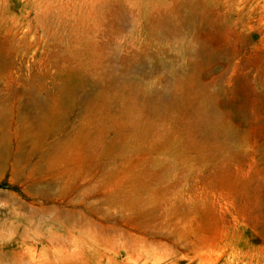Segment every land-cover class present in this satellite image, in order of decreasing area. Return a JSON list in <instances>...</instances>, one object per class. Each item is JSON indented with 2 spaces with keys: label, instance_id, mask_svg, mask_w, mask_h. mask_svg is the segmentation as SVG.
Instances as JSON below:
<instances>
[{
  "label": "rangeland",
  "instance_id": "1",
  "mask_svg": "<svg viewBox=\"0 0 264 264\" xmlns=\"http://www.w3.org/2000/svg\"><path fill=\"white\" fill-rule=\"evenodd\" d=\"M5 103L106 144L72 174L13 154L0 264H264V0H0Z\"/></svg>",
  "mask_w": 264,
  "mask_h": 264
},
{
  "label": "bare ground",
  "instance_id": "2",
  "mask_svg": "<svg viewBox=\"0 0 264 264\" xmlns=\"http://www.w3.org/2000/svg\"><path fill=\"white\" fill-rule=\"evenodd\" d=\"M84 119L90 122L91 126L86 122L85 125L80 126L81 128L69 131L63 126L62 116L57 112H40L33 116V120H27L18 114L16 108L10 107L8 103H5L0 110V128L6 130L18 127L20 137L19 146L17 147L13 145L14 140L9 135L2 136L0 140V169L7 170L10 169L11 165H15L13 161L14 153L19 155V163L15 166H18L16 170L21 172L27 170L28 166L26 167L24 164L28 163L32 165V172L34 173L37 164H39L38 161L42 157L45 161L44 166L46 171L60 174L66 172L70 174L71 171L78 170L76 164L79 165L80 163H76V161L79 159L81 153H84L86 156L84 161L86 170L93 166H101V162L97 163L94 161L93 155L95 156V152L106 143L103 139L97 140L96 138L98 128L95 126L98 124L97 121L87 114H84ZM16 134L18 135V133ZM50 138H55V140L51 146L45 148ZM105 153L113 155L115 153L114 148L111 145L106 146ZM79 166L82 170L85 169L81 164ZM74 176L77 179H81L82 174ZM68 193L70 192L62 191L58 195H66ZM137 211L142 213L141 207L138 206Z\"/></svg>",
  "mask_w": 264,
  "mask_h": 264
}]
</instances>
